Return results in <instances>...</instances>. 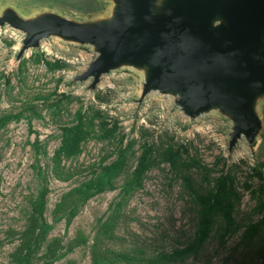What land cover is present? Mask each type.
<instances>
[{
    "label": "rangeland",
    "instance_id": "obj_1",
    "mask_svg": "<svg viewBox=\"0 0 264 264\" xmlns=\"http://www.w3.org/2000/svg\"><path fill=\"white\" fill-rule=\"evenodd\" d=\"M107 0H0L29 15L50 7L76 18L108 10ZM24 33L0 27V264H15L22 233L44 187L45 220L52 225L33 246L30 264H94L92 246L115 254L151 259L189 245L199 230L208 197L221 194L205 242L195 254L167 264H264V101L258 106L263 130L255 144L228 149L230 122L208 114L190 122L173 100L150 93L139 104L140 72L118 69L75 82L95 58L89 46L55 38L40 42L17 60ZM81 121L79 151L55 154L63 129ZM175 152L174 163L167 153ZM146 168L137 178L140 159ZM124 165L105 190L76 201L74 216L55 219V207L71 189L93 179L121 155ZM67 213V212H65ZM108 222V227L101 225ZM96 236L99 238L96 239ZM49 246L55 258L48 256Z\"/></svg>",
    "mask_w": 264,
    "mask_h": 264
},
{
    "label": "water",
    "instance_id": "obj_2",
    "mask_svg": "<svg viewBox=\"0 0 264 264\" xmlns=\"http://www.w3.org/2000/svg\"><path fill=\"white\" fill-rule=\"evenodd\" d=\"M108 10L76 18L54 8L26 15L0 10V27L24 33L16 55L49 38L89 46L95 58L73 81L118 69L143 77L138 103L150 93L171 98L190 122L214 114L230 122L228 149L252 146L263 130L264 0H107Z\"/></svg>",
    "mask_w": 264,
    "mask_h": 264
},
{
    "label": "trees",
    "instance_id": "obj_3",
    "mask_svg": "<svg viewBox=\"0 0 264 264\" xmlns=\"http://www.w3.org/2000/svg\"><path fill=\"white\" fill-rule=\"evenodd\" d=\"M10 120L9 116L2 117L0 119V126L6 124ZM84 126L81 121L78 123L65 127L63 129L62 142L59 148L56 151L55 159H58L61 155H71L79 151L80 142L84 137ZM177 155L175 152L167 153V158L174 163V157ZM146 156L144 153L140 159V165L137 169V178H139L145 168H146ZM124 165V156L123 154L112 164L103 167L102 171L95 176L93 179L82 183L81 185L71 189L66 193L60 202L56 204L55 207V219L60 220L65 218L69 221L76 212V207L73 205L76 201H85L87 198L91 197L94 194H97L107 186H110L115 177L119 174L120 170ZM46 192L47 189L44 187L40 190L38 198L33 207V215L29 221L28 227L22 233V248L21 253L16 259L15 264H30L32 249L33 246L38 243L39 240H42L49 230L52 228V225L49 224L44 218V210L46 204ZM221 194L216 192L208 197V200L205 204L204 214L200 220L199 230L196 233L195 239L187 246L175 249L171 253L164 254L160 257H154L151 259H145L138 257L134 254L128 253H118L115 254V260H120L126 263H148V264H167L170 262L178 261L184 259L190 254H195L199 251L202 244L205 242L212 225V215L218 210L221 204ZM67 212V213H65ZM264 225V217L259 221V223L251 225L246 235L252 237L255 232H257L259 224ZM108 227V222H104L101 225L102 229ZM99 237L96 236V239ZM48 256L55 258V249L49 246V251L47 252ZM108 256L100 252L98 240H96L92 246V261L94 264H104L109 261Z\"/></svg>",
    "mask_w": 264,
    "mask_h": 264
}]
</instances>
